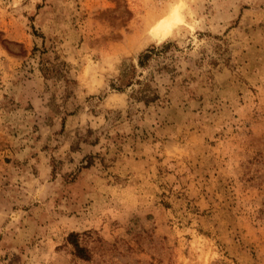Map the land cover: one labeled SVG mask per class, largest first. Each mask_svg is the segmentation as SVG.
<instances>
[{
	"label": "rangeland",
	"instance_id": "rangeland-1",
	"mask_svg": "<svg viewBox=\"0 0 264 264\" xmlns=\"http://www.w3.org/2000/svg\"><path fill=\"white\" fill-rule=\"evenodd\" d=\"M0 264H264V0H0Z\"/></svg>",
	"mask_w": 264,
	"mask_h": 264
},
{
	"label": "bare ground",
	"instance_id": "bare-ground-1",
	"mask_svg": "<svg viewBox=\"0 0 264 264\" xmlns=\"http://www.w3.org/2000/svg\"><path fill=\"white\" fill-rule=\"evenodd\" d=\"M162 20V19H161ZM182 22V19L178 13V5H174L166 18L160 21L157 25L152 28L153 36L158 39H162L169 31L170 26L175 23Z\"/></svg>",
	"mask_w": 264,
	"mask_h": 264
},
{
	"label": "trees",
	"instance_id": "trees-1",
	"mask_svg": "<svg viewBox=\"0 0 264 264\" xmlns=\"http://www.w3.org/2000/svg\"><path fill=\"white\" fill-rule=\"evenodd\" d=\"M144 55H143V57H146V55L145 56ZM75 237H76V234L72 233L69 235V241L71 242V244L74 247L75 254L81 258H87L88 255H87L85 248H83L82 246L79 245V243Z\"/></svg>",
	"mask_w": 264,
	"mask_h": 264
}]
</instances>
